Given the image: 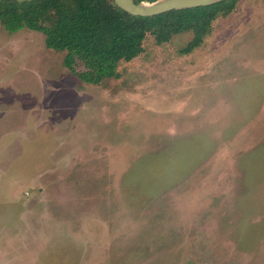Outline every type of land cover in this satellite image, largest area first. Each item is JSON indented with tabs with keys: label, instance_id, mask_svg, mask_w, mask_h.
<instances>
[{
	"label": "rangeland",
	"instance_id": "obj_1",
	"mask_svg": "<svg viewBox=\"0 0 264 264\" xmlns=\"http://www.w3.org/2000/svg\"><path fill=\"white\" fill-rule=\"evenodd\" d=\"M193 37L87 84L0 28V264H264V0Z\"/></svg>",
	"mask_w": 264,
	"mask_h": 264
},
{
	"label": "trees",
	"instance_id": "obj_2",
	"mask_svg": "<svg viewBox=\"0 0 264 264\" xmlns=\"http://www.w3.org/2000/svg\"><path fill=\"white\" fill-rule=\"evenodd\" d=\"M236 4L237 0H225L144 17L119 9L113 0H0V28L43 34L48 49L65 53L63 63L72 75L87 84H100L120 77L119 64L141 55L148 35L162 44L175 34L192 32L194 37L183 52L193 51L212 23L231 14ZM78 63H82L80 70Z\"/></svg>",
	"mask_w": 264,
	"mask_h": 264
},
{
	"label": "water",
	"instance_id": "obj_3",
	"mask_svg": "<svg viewBox=\"0 0 264 264\" xmlns=\"http://www.w3.org/2000/svg\"><path fill=\"white\" fill-rule=\"evenodd\" d=\"M225 0H155L141 1L134 0H113L115 5L134 16L154 17L173 10L192 9L218 4Z\"/></svg>",
	"mask_w": 264,
	"mask_h": 264
}]
</instances>
